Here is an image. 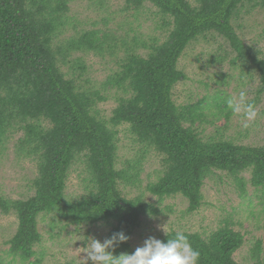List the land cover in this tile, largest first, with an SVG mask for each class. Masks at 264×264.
I'll use <instances>...</instances> for the list:
<instances>
[{"label": "trees", "instance_id": "trees-1", "mask_svg": "<svg viewBox=\"0 0 264 264\" xmlns=\"http://www.w3.org/2000/svg\"><path fill=\"white\" fill-rule=\"evenodd\" d=\"M121 1L115 10L112 0H0V149L7 152L13 143L17 159L37 166L32 195L0 196L2 213L18 220L0 264H41L43 218L49 217L52 229L104 225L105 239L123 231L130 239L115 248L118 256L135 251L134 233L144 218L163 212L160 204L168 198L180 195L189 203L188 213L198 211L206 181L223 178L218 172L233 177L245 195L242 175L249 171L251 184L264 192V146L236 143L221 131L224 127L204 135L203 124L215 126L221 119L228 124L231 96L218 89L187 104L174 98L175 86L188 78L179 68L188 46L217 36L227 48L221 45L224 53L213 55L212 62L229 59L256 75L258 86L248 103L264 107V49L247 45L238 32L246 16L264 10V0ZM76 2L100 11L92 28L80 27L81 20L70 15ZM152 20L154 30L147 33ZM89 55L107 59L110 72L104 80L91 77ZM110 99L117 105L108 116L100 105ZM123 126L137 144L125 161ZM152 154L161 157L162 167L142 191L143 163ZM77 167L86 174L85 193L71 197L68 182ZM128 187L138 193L132 196ZM177 231L160 240L167 242ZM182 232L199 250L198 264H240L235 253L245 236L230 221L207 235ZM262 254L258 240L254 264H264Z\"/></svg>", "mask_w": 264, "mask_h": 264}, {"label": "rangeland", "instance_id": "rangeland-1", "mask_svg": "<svg viewBox=\"0 0 264 264\" xmlns=\"http://www.w3.org/2000/svg\"><path fill=\"white\" fill-rule=\"evenodd\" d=\"M196 3V0H190ZM114 9L122 7L121 0H112ZM86 2L72 4L71 16L81 20L82 25L92 28V22L97 17L98 9H90ZM100 12V11H99ZM121 17L120 14L117 18ZM112 22L111 26H114ZM155 23L153 20L147 22L145 31L152 32ZM242 29L238 32L246 41L247 45L254 48L264 49V10H255L252 14L242 20ZM221 45L227 48L224 39L217 36H209L207 39L191 43L179 61V68L183 70L188 78L178 83L174 88V98L178 104L195 102L206 95L216 93L218 89H224L231 97L239 96L244 90L247 94V102L255 96L258 86V77L243 71L240 66H233L229 59L224 64L213 63V55L223 54ZM230 50V49H229ZM88 63L92 65L91 77L102 81L109 74L107 59H101L89 55ZM226 78V79H225ZM225 81V82H224ZM226 82L229 84L226 85ZM224 83V84H223ZM117 105L115 99L102 103L100 107L110 116L112 109ZM264 109L261 104L255 108L257 115L252 120H245L243 113L231 116L225 126V119L215 122V126L203 124L204 135L216 134V127H224L226 137L234 139L236 143L262 145L264 146ZM245 124L247 125L245 127ZM219 131V130H218ZM7 152L0 149V196L12 199H20L33 194L32 179L36 176V163L28 159H17L13 151V143ZM137 151V144L128 130V126L121 127L120 153L125 161ZM122 167V166H121ZM161 157L148 155L143 163L141 171V189L149 182L157 180L158 171L161 169ZM222 179L215 177L206 181L203 188L204 203L202 207L194 212L188 213V201L182 196L168 198L160 204L162 213L143 219V224L136 230L132 237L134 249L143 245L144 241L152 236L157 239L166 234L163 226L168 232L172 230L201 232L210 234L226 221H230L233 228L241 231L245 236L243 247L235 253V259L240 264H254L256 261L251 257L253 248L258 240L262 241V259L264 260V192L262 188H256L250 182L251 172L247 171L242 176L247 180L246 194L242 195L237 186V181L226 172H218ZM86 174L82 168L77 167L71 174L67 192L71 197L85 193ZM132 196L138 193L136 188H126ZM148 200L157 203V197L146 193ZM49 217L40 220V230L44 240L37 248V257H42L41 264H83L85 253H82L88 238H95L103 242L108 228L104 225L77 228L74 225L60 229L51 228ZM18 220L14 214L6 215L0 210V256H5L10 249L8 243L15 234ZM10 259V257H9ZM35 261V259H33ZM14 264H23L15 262ZM24 264H31L24 263ZM91 264V261H89Z\"/></svg>", "mask_w": 264, "mask_h": 264}, {"label": "clouds", "instance_id": "clouds-1", "mask_svg": "<svg viewBox=\"0 0 264 264\" xmlns=\"http://www.w3.org/2000/svg\"><path fill=\"white\" fill-rule=\"evenodd\" d=\"M227 107L233 115L243 113L245 120L250 121L257 115L255 106L247 102L244 90L239 92L238 98H228ZM163 230L169 236L165 225ZM129 239L130 237L123 231L113 233L103 242L88 238L86 246L82 247L84 249L82 253L86 254L82 259L83 264H89V261L91 264H198L200 259L199 250L193 249L188 236L182 231H177L174 238H169L167 242L155 236L149 237L133 253L115 255V248Z\"/></svg>", "mask_w": 264, "mask_h": 264}]
</instances>
